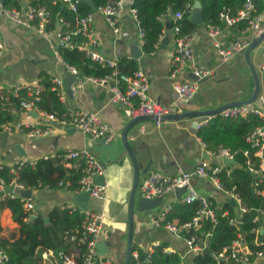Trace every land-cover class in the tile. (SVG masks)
<instances>
[{
  "label": "crops",
  "instance_id": "crops-1",
  "mask_svg": "<svg viewBox=\"0 0 264 264\" xmlns=\"http://www.w3.org/2000/svg\"><path fill=\"white\" fill-rule=\"evenodd\" d=\"M20 1L22 3L20 7H24L23 0ZM261 1L264 3V0ZM0 3L2 4L1 0ZM193 11L194 7L189 16L191 21ZM170 12L168 19L164 21L166 22L165 28L169 24V19H174L170 16ZM256 13L260 15L264 25V7L261 13ZM120 22V32L115 34L104 16L98 10L94 11L91 27L93 38L97 43L96 50L117 62L122 58L133 59L137 67L135 70L139 69L147 78V96L152 101L165 106L171 105L174 112H184L218 108L251 96L254 81L244 57V50L236 53L228 61L222 62L212 39L206 33L207 24L195 23L197 26L194 29L196 38L193 50L195 63L209 68L211 73L198 81L197 93L193 98L186 100L177 95L174 86L178 82L194 79V74L190 65L173 72L172 59L176 44L172 31L166 28L165 34L158 40L155 49L150 53H145L142 49L143 38L140 35V28L137 19L130 12L129 5L123 8ZM218 26L222 29L220 40L224 46L230 45L235 40L250 43L257 37L249 27L239 29L227 25L225 22ZM57 28L56 23V27L50 29L57 30ZM0 43L3 45L0 54V89H7L18 83L31 85L41 83V78L45 76L50 81L54 77H59L63 80L64 100L69 110L83 109L97 112L101 119L117 133L111 142L105 143L101 139L84 135L75 128L60 129L57 123H53L52 132L38 137H30L21 126L32 119L35 114L18 111L17 115L13 117L8 114L11 117L9 120L18 126L17 129L7 133L6 138H4V132H0V164L14 167L21 161H27L32 162L29 164L34 167V162L38 159L57 157V155L72 150L86 149L92 153L104 166L102 176L103 182L106 184V191L102 199L89 196L86 209L103 214L97 244H102V250H106V252L101 255L113 259L115 264H124L128 238L129 196L135 174L129 151L133 152L139 170H142L146 165L149 166L146 173L140 174L138 184L152 170L166 174H173L178 169L191 170L197 165L199 159H203L204 151L207 152L210 149L197 135L199 126L195 124L198 125L206 117L163 120L160 126L155 125L151 116H140L135 121H131V118L124 113V105L119 101L111 100L110 81L105 84L88 82L85 78L93 75H83L78 71L77 77L71 85V94H68L65 90V77L70 73L63 65L55 36L44 37L28 26L10 23L2 13L1 7ZM249 56L259 76L260 93L258 97L264 98V39L250 52ZM42 87L43 91L44 85ZM26 97L27 95H19V99ZM58 101L61 103L60 100ZM134 101H137V98ZM61 106L64 112L62 103ZM40 107L46 112H55L48 111L42 105ZM124 129H126L127 144L122 141L121 137ZM213 163L225 166L229 172L228 165H234L224 162L223 159L221 161L213 160ZM58 164L66 169L63 177L73 175L75 169H79L81 172L83 167V161L73 159L61 158ZM58 175V172L52 174L51 179ZM70 184L71 181L61 179L49 186L38 184L37 186H28L26 190L14 188L10 191L17 197H29L33 201L32 219L39 216L45 224H50L51 217L54 218L55 209H63L68 205L81 212L84 210L78 203L82 200L83 192L77 191V188L70 189ZM193 186L198 194L207 197L212 202L216 213L225 204H229L234 208V218L241 219L243 212L239 211L238 205L233 201V197L228 191L232 190L237 193L234 186L227 189L223 185V189H218L208 178L194 179ZM252 192L254 193L253 185ZM180 195L173 190L155 199H146L140 195L137 187L132 218V245L135 246L133 251L139 253V250H142L147 253L152 250L154 243H164L167 252H177L181 256L182 264H197L193 260L194 256L206 248L210 231L202 233L204 236L202 242H194L196 248L191 249L187 238L181 232L179 234L172 233L164 226H157L151 221L160 211L179 201ZM241 204L247 207L243 204L242 198ZM248 210L247 207L246 211ZM226 213V210L223 211V214ZM261 215L264 218L263 210ZM0 230L4 246L9 248L11 242L19 236V226L12 220L10 210L5 207L0 208ZM254 232L256 234L254 243L262 242L257 236L258 232H263V228H258ZM239 233L244 236L240 229ZM133 251H131V255ZM59 252L60 250L56 252L52 248H43L39 263L63 264L62 259L58 257ZM66 253L76 261H80L81 250L79 247L69 245ZM248 264H264V257L253 258Z\"/></svg>",
  "mask_w": 264,
  "mask_h": 264
},
{
  "label": "built area",
  "instance_id": "built-area-1",
  "mask_svg": "<svg viewBox=\"0 0 264 264\" xmlns=\"http://www.w3.org/2000/svg\"><path fill=\"white\" fill-rule=\"evenodd\" d=\"M57 1H60L67 8L76 11L77 4L82 0H53V3ZM132 1L108 0L105 4L97 8L115 34L120 32V16L125 6H130V12L137 19L136 9L131 6ZM23 2L25 5L20 8L6 7L0 3L2 13L6 16L7 20L16 25L28 26L44 37L55 36L58 47L76 48L84 52L87 57L100 66L109 67L111 71L104 77L88 76L85 79L88 82L98 84H105L110 81V91L112 92L111 100L119 101L124 105V113L126 116L129 118L151 116L154 119L155 125L160 126L163 122L161 116L174 112L171 105H161L152 101L147 96L148 81L143 72L138 69L132 74L123 73L119 70L117 61L104 56L96 50L97 43L93 38V30L91 27L93 13L78 17L74 22H69L64 17H58L56 20L58 28L57 30H52L46 28L51 21V11L45 6L31 5L29 0H23ZM182 16L183 11L174 13L175 21L170 26V31L174 35L176 44L172 59V69L175 73L186 65L191 66V71L196 79L178 82L174 86L177 95L182 99L188 100L193 98L197 93L199 79L210 75L211 70L195 63L193 44L196 38V31H181L180 25L176 20L182 18ZM219 18L227 25H232L239 19H247L249 23L248 27L254 31L255 36H259L264 30V25L260 15L256 13V5L253 0H244L242 7L238 10L235 17L228 15L227 12H221ZM165 32L166 28L161 31L159 39ZM206 33L212 39V43L222 62H226L236 53L242 52L249 44L248 41L242 42L235 40L230 45L224 46L220 40L222 29L218 25L207 24ZM140 35L143 36L141 29ZM2 48L3 45L0 43V54L2 53ZM63 65L68 73L78 74L75 66L65 61H63ZM51 82L52 90L56 92L64 106L65 111L62 114L46 112L40 107V94L43 89L41 83L34 85L18 83L10 88L0 89L2 110L8 112L12 117L17 115L18 111L34 113L35 116L33 115L34 117L32 119L21 126L30 137H38L52 132L53 123H57L60 129L67 127L75 128L84 135L94 139H101L105 143L111 142L117 136L115 130L107 125L97 112L83 109L69 110L64 100L63 80L59 77H54L51 79ZM22 91L26 93L27 97L20 98L16 103L12 102L11 97H19ZM135 98H137V101H134ZM258 99L261 101V106H258L256 101L229 106L217 114L206 116L197 126L207 123L208 118L216 115L223 118H240L246 117L249 114H256L264 120V98L259 97ZM17 127L12 120L0 119V132H13ZM262 127L263 125L257 127L246 138L252 147H257L254 153L258 157L257 160L252 159L248 149L243 150L242 154L246 157L245 166L253 176L252 185L254 193L264 198V131ZM237 153V150L229 146L219 145L214 150L208 149L207 152L204 151L203 159H199L197 165L191 170L178 169L173 174H166L158 170L148 172L138 184V191L143 198L154 199L163 196L169 191L184 188V192L180 195L179 201L197 203L194 215L185 223L177 224L173 221L165 220V215L171 206L166 207L153 217L151 220L152 223L157 226L162 225L175 234H179L184 230L188 231L191 228H197L205 220H209L215 224L217 222L215 206L207 197L198 194L193 186V180L197 178H208L212 180L218 189H223V184L220 182L217 174L223 169L227 175L230 172L228 169H225V166L222 167L213 163V160L221 161L223 158L235 160ZM57 157L83 161L82 174L79 179L77 191H88L91 197L97 199L104 198L106 184L104 182L100 184L95 183L96 178L103 174L104 166L92 153L86 149H80L57 155ZM25 163L29 164L30 162L21 161L17 164V167H10V172L13 177L7 183L0 178V192L3 196L10 195L14 197L15 195H13L10 189H27L17 180L18 168ZM2 166L0 164V168ZM228 191L232 195L233 201L238 205L239 211H246L247 207L242 206L240 196L232 190ZM21 199L24 200V208L28 213L26 219H31L34 213L33 201L29 197ZM67 207L70 206L67 205ZM82 212L84 214L82 229L80 232H77V235L72 234L70 236V240H77L79 244L84 245V249L80 255V261H76L71 255L63 251L58 253V257L62 259L63 264H115L113 259L102 256L97 250V242L101 228L100 222L103 214L91 212L87 209L82 210ZM229 223L242 231V220L240 218L231 217ZM3 243L0 230V264H6L8 259ZM187 243L191 249L196 248L194 237L187 238ZM156 245L158 243H154L153 247ZM256 245L259 248L252 250L245 243L241 233H239L238 237L216 256L217 260L213 264H248L253 258L264 257V241L256 243ZM199 249L201 250L202 248ZM163 250L167 252L165 248ZM151 252L152 250L145 253L144 257H140L137 251H133L134 264H152Z\"/></svg>",
  "mask_w": 264,
  "mask_h": 264
},
{
  "label": "trees",
  "instance_id": "trees-1",
  "mask_svg": "<svg viewBox=\"0 0 264 264\" xmlns=\"http://www.w3.org/2000/svg\"><path fill=\"white\" fill-rule=\"evenodd\" d=\"M108 0H91V4L79 1L76 11H73L63 5L60 1L53 3V0H29L31 5L45 6L51 11V21L47 25V29L56 27L58 17H64L69 22H74L76 18L82 17L88 13H94V8H99ZM199 1L203 23L222 25L223 21L219 16L221 12H227L228 15L235 17L238 10L242 7L244 0H133L131 6L136 9V18L139 28L143 32L142 49L145 53H150L155 49L159 40L161 31L165 28L164 22L168 19L170 11L176 13L183 11V16L176 22L180 25L182 32H190L196 28V24L189 19L193 4ZM256 4V12L261 13L264 3L253 0ZM4 6H21L20 0H1ZM174 19H169L168 23L173 25ZM233 27L244 29L249 26L247 19L236 20ZM58 52L63 61L75 66L77 71L83 75H93L103 77L107 75L111 69L103 67L92 61L84 52L78 49H70L66 47H58ZM125 64V65H124ZM118 68L121 72L132 74L137 67L133 59L122 58L118 62ZM41 84L44 90L41 91L39 105H42L48 111H55L61 114L63 108L59 103V98L54 90H52V82L46 78H41ZM26 95L24 91L20 96ZM19 97H11L12 102H18ZM0 119H11L8 113L2 111V103L0 101ZM264 125V120L256 114H249L240 118H223L219 115L208 119L207 123L201 124L197 129V135L205 142L210 149H216L219 145L229 146L238 153L235 156L236 164L228 165L230 173L227 175L224 170L217 175L221 183L230 189L233 186L235 191L242 198L244 205L248 207V211L241 214L242 232L245 243L252 249L259 248L254 243L256 238L255 230L263 228V232H258L257 238L264 241V218L261 211L264 210V198L252 192L253 176L245 166L246 157L242 151L248 149L253 160L258 157L254 155L257 147H252L247 141V136L257 127ZM60 157H46L35 161L34 167L25 163L18 168L17 180L25 187L51 185L61 179L71 181L70 189H75L79 185L81 172L79 169L73 171V175L63 177L66 169H64L58 161ZM59 173L57 177L51 179L52 174ZM13 177L10 167L3 165L0 168V178L7 183ZM0 208H8L12 215V220L19 226V236L13 240L9 248H5L7 254L6 264H40V255L43 248H52L56 252L59 250L67 252L69 245L79 247L81 252L84 245L77 240H70L72 234L77 235L82 229L84 223V214L79 209L66 207L63 209H55L54 218L51 217V223L45 224L41 217L35 219H26L27 211L24 208V200L20 197L10 195L3 196L0 192ZM197 203H187L176 201L171 204L170 209L165 215L166 221H175L178 224L189 221L195 213ZM227 211L223 214V211ZM217 222L213 224L209 220L201 222V226L184 230L181 234L186 237H194L195 243H201L203 239L202 233L210 231L207 239L206 248L194 256V262L197 264H213L216 262V256L228 247L231 242L237 238L239 230L229 223V219L235 216L232 206L225 204L216 213ZM259 217V219H256ZM4 241V240H3ZM4 245V243H3ZM132 245V251L135 250ZM164 243L153 247L151 252L152 264H182L181 256L177 252H165ZM139 256L144 257L145 253L139 250ZM80 260V259H79ZM130 264H134L133 256L130 257Z\"/></svg>",
  "mask_w": 264,
  "mask_h": 264
},
{
  "label": "water",
  "instance_id": "water-1",
  "mask_svg": "<svg viewBox=\"0 0 264 264\" xmlns=\"http://www.w3.org/2000/svg\"><path fill=\"white\" fill-rule=\"evenodd\" d=\"M88 4H91V0H82ZM23 5H25V3H23ZM194 7V11H193V15H192V21L196 24H201L203 23V18H202V14H201V8H200V3L199 1H195L193 4ZM97 9L94 8V11H96ZM170 16L174 17V13L170 12ZM167 29H170V24L166 25ZM264 39V30L263 32L255 37L249 44L248 46L244 49V57L246 59V62L250 68L252 77H253V81H254V89L253 92L251 94V96L247 99L244 100H240V101H234V102H230L227 104H224L218 108H213V109H208V110H192V111H184V112H173V113H169V114H165L161 116V119L163 120H177L180 118H186V117H206V116H210V115H214L217 114L219 111H221L222 109L229 107V106H233V105H240V104H245V103H249V102H253L256 101L258 106H261V101L260 99H258L259 97V93H260V81H259V76L257 74V71L250 59V52L258 46V44ZM77 77V74H67L65 79H66V84H65V90L67 91L68 94H71V85L74 82V79ZM194 79H196V77L193 76ZM204 79V78H203ZM200 80V79H199ZM137 117H133L131 118V121H135ZM197 126V123H195ZM262 130L264 131V125L262 127ZM4 138H6L7 136V132H4ZM122 141L127 144L126 141V129H124L122 135ZM131 156H132V161H133V166H134V180H133V186L130 192V196H129V205H128V238H127V248H126V253H125V262L124 264H130V257H131V251H132V231H133V227H132V218H133V204H134V199H135V194H136V189L138 187V182H139V176L142 173H146L148 170V165H146V167H144L142 170H139L136 159L134 158V154L133 152L129 151ZM264 157V156H263ZM224 162H227L229 164H236V160H230L227 158H223ZM14 167H17V164L14 165ZM95 183H103V176H99L98 178H96ZM11 190V189H10ZM175 191L179 194H182L184 192V188H180V189H175ZM89 199V192L88 191H84L82 194V200L79 203V206L82 209H86L87 206V202ZM155 199V198H154ZM109 244V243H107ZM107 247V245H106ZM97 249L98 252L100 254H104L106 252V250H102L103 249V245L98 243L97 244ZM204 251H207V248L204 249Z\"/></svg>",
  "mask_w": 264,
  "mask_h": 264
},
{
  "label": "rangeland",
  "instance_id": "rangeland-1",
  "mask_svg": "<svg viewBox=\"0 0 264 264\" xmlns=\"http://www.w3.org/2000/svg\"><path fill=\"white\" fill-rule=\"evenodd\" d=\"M105 224V223H104Z\"/></svg>",
  "mask_w": 264,
  "mask_h": 264
}]
</instances>
